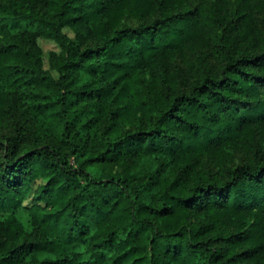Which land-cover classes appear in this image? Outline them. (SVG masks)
Returning a JSON list of instances; mask_svg holds the SVG:
<instances>
[{
	"label": "trees",
	"instance_id": "obj_1",
	"mask_svg": "<svg viewBox=\"0 0 264 264\" xmlns=\"http://www.w3.org/2000/svg\"><path fill=\"white\" fill-rule=\"evenodd\" d=\"M0 211V264H264V0H0Z\"/></svg>",
	"mask_w": 264,
	"mask_h": 264
},
{
	"label": "rangeland",
	"instance_id": "obj_2",
	"mask_svg": "<svg viewBox=\"0 0 264 264\" xmlns=\"http://www.w3.org/2000/svg\"><path fill=\"white\" fill-rule=\"evenodd\" d=\"M63 32L66 33L71 39L74 38L73 32L68 27H64ZM36 42H37V45L41 48L42 66L44 69H48V67H49V64H48L49 53L51 51L59 52L60 48L56 42H54L53 40H50V39L38 37ZM51 73L55 77H58L57 71L51 70ZM242 158H243L242 154H237V161L238 162H241ZM38 182H42V181L38 180ZM29 201H30V198L25 200L24 204H29ZM2 215H3V212L0 211V216H2ZM17 215L20 218V220L22 221V223L24 224V226L27 229H29L30 228L29 220H28V217L26 216L25 212L18 211Z\"/></svg>",
	"mask_w": 264,
	"mask_h": 264
}]
</instances>
